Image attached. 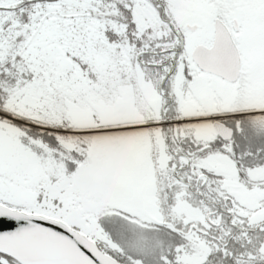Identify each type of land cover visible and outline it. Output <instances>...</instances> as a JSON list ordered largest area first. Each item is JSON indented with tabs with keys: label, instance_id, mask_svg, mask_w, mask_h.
<instances>
[{
	"label": "snow or ice",
	"instance_id": "6c2138e0",
	"mask_svg": "<svg viewBox=\"0 0 264 264\" xmlns=\"http://www.w3.org/2000/svg\"><path fill=\"white\" fill-rule=\"evenodd\" d=\"M0 264H264V0H0Z\"/></svg>",
	"mask_w": 264,
	"mask_h": 264
}]
</instances>
